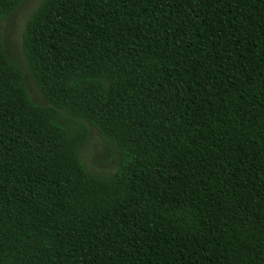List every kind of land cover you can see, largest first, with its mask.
Returning a JSON list of instances; mask_svg holds the SVG:
<instances>
[{
  "label": "trees",
  "instance_id": "16d2710c",
  "mask_svg": "<svg viewBox=\"0 0 264 264\" xmlns=\"http://www.w3.org/2000/svg\"><path fill=\"white\" fill-rule=\"evenodd\" d=\"M21 50L0 30V264H264V0H41Z\"/></svg>",
  "mask_w": 264,
  "mask_h": 264
},
{
  "label": "rangeland",
  "instance_id": "374dc122",
  "mask_svg": "<svg viewBox=\"0 0 264 264\" xmlns=\"http://www.w3.org/2000/svg\"><path fill=\"white\" fill-rule=\"evenodd\" d=\"M41 0H23L18 9L1 24V34L5 45L12 55L24 66L21 50V36L25 22L36 9ZM26 88L31 99L41 104L43 98L28 78ZM80 157L86 169L93 173L108 174L116 168L118 162L117 151L105 142L93 128H89L88 143L80 152Z\"/></svg>",
  "mask_w": 264,
  "mask_h": 264
}]
</instances>
